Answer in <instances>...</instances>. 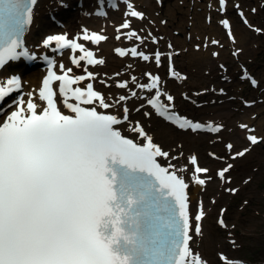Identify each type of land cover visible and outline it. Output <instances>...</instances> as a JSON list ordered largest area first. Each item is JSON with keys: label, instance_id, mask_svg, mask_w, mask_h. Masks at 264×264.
I'll use <instances>...</instances> for the list:
<instances>
[{"label": "snow or ice", "instance_id": "snow-or-ice-1", "mask_svg": "<svg viewBox=\"0 0 264 264\" xmlns=\"http://www.w3.org/2000/svg\"><path fill=\"white\" fill-rule=\"evenodd\" d=\"M124 3L126 18L116 29V39L135 37L144 44L148 37L139 36L131 22V18L143 20L144 13L130 0ZM227 3L228 0H218L221 11H226ZM36 4L37 0H0V72L23 57L35 59L23 47L21 37L32 23ZM235 7L240 8L238 4ZM96 14L106 15L103 11ZM238 14L252 28L243 11ZM221 24L234 40L230 22L224 19ZM124 29L129 31H121ZM107 39L102 32L88 29L78 39L66 34L49 35L43 46L55 45L53 51L70 49L71 64L83 67L85 74L73 75V68L63 63L58 66V74L55 62L48 60L49 70L38 91L28 93L27 100L15 101V109L0 121V264H207L190 247L192 234L202 233L206 211L202 207L195 213L190 211L186 191L189 185L181 174L183 169L171 163L176 157L155 143L139 122L131 124L126 104L129 95L111 97L97 90L92 82L84 83L96 80V75L81 62L103 65L105 60L78 41L99 45ZM152 42L158 41L153 38ZM114 51L120 57L154 60L157 67L162 63L159 51L150 55L139 51L138 46ZM169 73L178 75L171 67ZM144 75L149 82L140 84L132 76V83L150 93L156 90L147 103L158 115L181 129L202 128L199 123L173 114L169 106L160 102L161 96L168 101L174 98L160 91L159 75ZM4 83L8 87L0 85V101L19 89L21 79L12 75ZM117 87L128 88V81L118 82ZM137 95L136 91L130 92L131 97ZM60 102L72 115L61 111ZM97 106L106 111H98ZM117 107L122 112L107 111ZM125 122L130 125L129 131L141 138L140 142L122 134L120 126ZM248 140L253 145L261 142L255 135ZM247 151L235 153L234 158L243 157ZM161 158L169 162L167 166ZM190 163L196 174L209 171L198 165L196 156L190 158ZM232 167L228 164L218 176L229 182L227 173ZM196 183L204 185L205 179L197 175ZM223 211L217 220L219 226L236 228V224L225 222ZM231 243L237 246L235 240ZM219 259L222 264H242L223 253Z\"/></svg>", "mask_w": 264, "mask_h": 264}, {"label": "bare ground", "instance_id": "bare-ground-1", "mask_svg": "<svg viewBox=\"0 0 264 264\" xmlns=\"http://www.w3.org/2000/svg\"><path fill=\"white\" fill-rule=\"evenodd\" d=\"M94 1H97V0H94ZM143 2H146V3H148L149 5L151 4V0H142ZM186 1H188V3H190V1L191 0H186ZM181 3H183L182 1H181ZM43 4H45V5H50V3H48V1H44V0H41V1H39V6H38V9L36 8V12H38L39 11V14L41 13V8H42V5ZM87 8V7H86ZM91 8H93L94 9V12H95V7H91ZM170 10H169V7H167V12H169ZM167 15H169L171 18L173 17V14H172V12H169V13H167ZM82 20V22H86V23H89V24H94L93 26H99V27H104V28H107V26H108V23H107V20L105 19V18H99V17H97V16H95V15H93L92 17H90V19H88V18H82L81 19ZM181 20L182 21H185V17L184 16H182L181 17ZM135 22L136 20H134V19H132L131 18V22ZM197 25V23L195 22V23H193V26H196ZM88 27L90 26V25H87ZM36 28H38V26L36 27L35 25H33V27H32V29H31V33H33V31L36 29ZM68 28H70V29H74V28H71V27H69L68 26ZM162 29H165V27H162ZM178 29H182L183 31H184V28H182V27H179ZM168 34H172L173 32H172V29L171 30H165ZM212 34H218V32L216 31V32H214V33H212ZM235 34H236V37L238 36V38L239 39H244V33L242 32V31H239V30H237L236 32H235ZM217 38H219V39H221L220 38V35L219 36H217ZM176 41L178 42V40L176 39ZM194 42V41H193ZM192 42V43H193ZM223 40H221V42H220V46H222L221 44H223ZM182 48L184 47V46H186L187 44H186V42H185V40L184 41H182ZM104 47H105V51H106V53L108 54L109 53V51H110V47H109V42H107L106 44H104ZM189 49H191V47L189 48ZM247 50V49H246ZM246 52V51H245ZM194 53V52H193ZM195 54H197V53H195ZM187 56H189L187 53H186V57ZM192 56V55H191ZM205 61V60H204ZM190 62V61H189ZM112 66H111V64L109 63V64H107V66H106V68H105V70H108L109 71V68H111ZM34 68H36V69H34L33 71H31V72H27L26 74H25V81L27 82L28 81V87H30V83H34V80L36 79V77L38 76V74L40 73V71L39 70H37L38 68L37 67H34ZM113 69L112 70H114V69H118V68H114V67H112ZM187 81V80H186ZM185 81V82H186ZM163 88H166L167 90H169V88L173 91V92H175L174 90H173V86L170 84V83H168V85H165V86H163V87H161L160 88V90H162ZM182 90V92L184 93V91H183V89H181ZM30 92H32V90H30L28 93H30ZM110 92H117V90H115V89H113V90H111V91H109V93ZM146 92H148V91H146ZM28 93L26 94V96H25V98H27L28 97ZM167 93H169V94H172L173 95V100L171 101V102H168V104L169 105H172V106H174V104H175V100H176V94H174V93H171V92H167ZM175 93H177V95H179V93L178 92H175ZM110 95V94H109ZM112 97H115L114 95L112 96ZM231 100H233L232 98H229V101H231ZM127 104V107L129 108V110H130V115H131V117H130V121H131V124H135L136 122H139L140 124H142V126L143 127H146L147 128V132L153 137V139H154V141H156V140H158V141H160V140H162V141H164L165 143H167L169 146H172V145H174V142H175V140H178L179 141V143H178V147H177V149L180 147L181 148V150L183 151V152H186V153H189V152H193V150L192 149H200L202 146H203V144H204V142H203V140L202 139H198L197 137H196V135H194L193 133H190L189 131H186V132H184V131H178V130H176L173 126H171V125H169V124H166V123H164L163 121H161L160 119H157V118H155V117H151V118H149V119H146V118H144L141 114H140V112L139 111H136V112H134V109H135V107H133L131 104H129V103H126ZM115 109V111H117V112H121L122 111V108H119V107H117V108H114ZM216 109V108H215ZM215 109H208V108H200L199 109V114H203V116H202V119H204V118H208V120L210 121V122H216L217 124H219L220 126H223L224 125V123H223V121H221V120H217V121H214L213 120V118H212V116H215V114H214V110ZM229 109V108H228ZM261 110V108H259V111ZM10 111L11 110H9V111H4L1 115H0V121H3V119L5 118V116L7 115V114H9L10 113ZM254 111H256V110H254ZM258 111V110H257ZM212 112V113H211ZM184 113H186V114H189V112L188 111H185ZM150 114H153V112H151ZM194 113H191V114H189V115H193ZM256 115L257 114H252V115H244V120H243V123L241 124V125H246L247 124V126H249V125H251L252 123L251 122H253V120H254V122L257 124L256 125V127H257V129L255 130V135H256V137L258 138V140L261 138V140L262 141H264V122H262L260 119V117L259 118H257L256 120H255V118H256ZM217 116L218 117H223V118H220V119H222V120H224V118H229L230 116H229V114L228 113H225V112H221V111H219L218 113H217ZM233 116H234V114H233ZM216 118V117H215ZM225 121V120H224ZM129 127H130V125H129V123H126V124H124V125H122V129H124V128H127V129H129ZM172 129H175V130H172ZM250 128H247L246 129V131L244 132V131H241L240 129H238V128H236L235 130H236V132L237 133H240V134H242L243 132L244 133H248L247 131L249 130ZM240 134H238V135H240ZM212 139V138H211ZM232 139H235L237 142L236 143H243L244 145H247V146H249V145H251L253 148H254V145L253 144H251L250 142H245V141H238L237 140V137H233ZM255 147H257V146H255ZM167 148H169V147H167ZM254 150V149H253ZM203 153H201V155H202ZM246 156H247V154L246 155H244L240 160H236V163H242L244 160H246ZM171 162H173V164H175L179 169H183V174L186 176V177H188V178H192V171H191V169H190V167L188 166V164L184 161V162H180V163H178V161H177V159H174V160H172ZM217 165V164H216ZM217 186V182H215V181H213V182H211V190H210V195H213L214 194V188ZM209 195V196H210ZM198 197L200 198V200H202V198H204L205 196H204V193H198ZM221 197L223 198H226L227 197V195L224 193V192H222V194H221ZM198 198H197V196H196V198H195V200H194V203L196 204V205H202V202L200 201ZM213 218H211V217H209L208 219H207V221H206V223H205V234H204V236H203V238L202 239H200V240H198L197 242H196V247L194 248V252L195 253H198V254H204L205 256H206V258H207V264H217L218 262L216 261V257H215V251L214 250H216V249H218L216 246H215V243L216 242H218L217 241V238H216V236H214L213 235V232H212V226H213Z\"/></svg>", "mask_w": 264, "mask_h": 264}, {"label": "rangeland", "instance_id": "rangeland-1", "mask_svg": "<svg viewBox=\"0 0 264 264\" xmlns=\"http://www.w3.org/2000/svg\"><path fill=\"white\" fill-rule=\"evenodd\" d=\"M260 19H261V17H256L255 20L259 21ZM239 29L240 28L238 27V30ZM248 37L252 41L257 42L255 44H253V45H256L258 47L256 49L257 54H256L255 58L254 57H246L245 55H241V58L248 61V63L251 65V69L254 72L256 71V69H258V71L260 73H258L257 71H256V73H258L259 78L262 81L261 86L264 90V79H263L264 78V38L261 36L253 35L249 31H248ZM253 51H255V50H253ZM227 57L232 62L234 61L233 57L230 56L229 54H227ZM215 69L218 70V66L215 67ZM236 70H239V67H238L237 62L234 61V66L230 67L229 74L231 75V74L236 73ZM197 75L198 76H204L202 74L201 70L198 72ZM223 76H226V74H224ZM218 78H219V75L217 74L216 79H218ZM234 79L235 80H232L231 82H227V81L226 82H220L219 81V85L222 89V94L219 97H216V101H219V99L226 100V99L230 98L233 94H236L235 91L238 90L237 92H239V94H240V95H238L239 100H238V102H236L234 104V107H233V112L236 113V116L233 119H234V121H238V120H241L243 115L245 113L249 112L250 109L255 108V107H253V108L247 109L245 104H244V99H248V100L257 99L258 100V97H264V93L263 94H256V93L252 92L253 90L249 87L247 81L241 82L238 79V75L234 76ZM203 83L204 82L201 81V84L196 85V87H200ZM262 99H264V98H262ZM218 103H220V102H218ZM217 104L215 106H217ZM226 104L227 103H225V105ZM259 105H260V107H263V104L259 103ZM261 116H264V113H261ZM262 144H263V142H262ZM262 161H263L262 159H260V160L254 159L255 163H260ZM259 180L264 181V171L261 173ZM259 211H260V213L264 214V206L260 207ZM254 214H255L254 211L249 212L248 217H247V220H248L247 224L249 221H253L255 223V226H256V232L260 235V236L256 235V236L252 237V241H261V240H264V231H261L262 229H264V218L261 220L260 219L258 220V217H261V216L256 215V214L254 215Z\"/></svg>", "mask_w": 264, "mask_h": 264}]
</instances>
